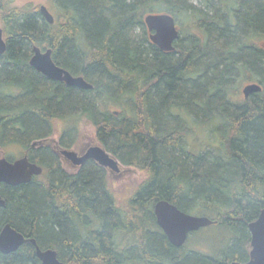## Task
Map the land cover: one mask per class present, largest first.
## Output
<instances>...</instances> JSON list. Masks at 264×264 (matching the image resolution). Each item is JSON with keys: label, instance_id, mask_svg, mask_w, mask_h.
Masks as SVG:
<instances>
[{"label": "trees", "instance_id": "obj_1", "mask_svg": "<svg viewBox=\"0 0 264 264\" xmlns=\"http://www.w3.org/2000/svg\"><path fill=\"white\" fill-rule=\"evenodd\" d=\"M51 1L53 23L39 5L0 0V156L12 158L5 149L16 145L44 168L28 183L0 184V229L10 223L69 264L248 259V223L264 208V0ZM160 12L181 30L172 51L152 43L144 23ZM34 45L92 88L38 72ZM242 82L261 90L237 99ZM58 118L93 126L108 152L145 173L137 188L119 199L94 160L69 174L48 147L32 148ZM189 119L211 125L195 153L185 141ZM159 199L215 220L199 231L217 243L205 251L171 244L155 220ZM0 264L41 262L28 242L0 252Z\"/></svg>", "mask_w": 264, "mask_h": 264}, {"label": "water", "instance_id": "obj_2", "mask_svg": "<svg viewBox=\"0 0 264 264\" xmlns=\"http://www.w3.org/2000/svg\"><path fill=\"white\" fill-rule=\"evenodd\" d=\"M39 11L45 20L53 23L54 16L46 5L40 4ZM146 27L153 31L149 39L162 51L168 52L174 49L173 42L178 37V29L174 17L166 12L148 13L144 16ZM6 49V40L3 37V30L0 26V55ZM33 53L29 64L46 77L63 81L68 86H75L81 89H90L89 83L82 75H73L68 70L57 65L51 57V49L41 50L33 46ZM261 90L257 82H248L241 88L244 98ZM117 113V111H114ZM34 141L32 145L40 143ZM61 153L75 164L82 163L85 159H92L102 166L109 167L112 171H119V162L101 144L90 145L82 155L75 151L63 149ZM42 168L36 163L30 162L26 155L18 157L13 161L6 157H0V182L9 185H18L30 181L32 175H38ZM5 206V200L0 194V207ZM153 212L157 225L163 230L169 242L174 246H181L187 239L190 232L201 227L213 224L215 220L206 215L192 214L179 209L175 204L166 199H159L153 204ZM250 232L249 260L246 262L232 261L230 264H264V208L260 210L255 220L248 223ZM30 241L35 248V255L41 264H69L58 259L54 249H41L34 238H26L24 235L10 225L4 224L0 230V252L9 253L15 251L25 241Z\"/></svg>", "mask_w": 264, "mask_h": 264}, {"label": "rangeland", "instance_id": "obj_3", "mask_svg": "<svg viewBox=\"0 0 264 264\" xmlns=\"http://www.w3.org/2000/svg\"><path fill=\"white\" fill-rule=\"evenodd\" d=\"M13 4L17 6H22L26 4L31 5H40L44 4L47 6L51 13H55V6L53 5L51 0H13ZM244 83H240L238 86L239 94L237 99L242 98V94L240 90ZM190 126V132L186 136V145L191 152H198L202 149L208 142L209 137L207 134H210L208 128L211 125H207L204 127H198L199 125L193 123L191 119L188 120ZM74 125L72 129L71 125ZM213 124V123H212ZM53 134L51 137L58 138L60 133L65 130L66 128L71 127L73 130L72 133L74 135L75 140V149L80 151L84 150L89 145L101 144L95 135V129L91 126L88 122L84 120H69L65 118H58L55 119L53 122ZM202 128V129H201ZM207 133V134H206ZM5 151L9 154H15L16 156L20 155L19 146L12 145L8 146ZM64 166L72 170L73 169L67 164L64 163ZM122 172L118 176H115L113 173H108V183L113 192L122 199L126 194L131 193L137 185L142 181L145 177V173L133 166H124L120 165ZM210 231L202 230L189 233L186 241H185V249H197V250H207V245L209 242H216L218 241V236H213L212 234H208ZM217 240V241H216Z\"/></svg>", "mask_w": 264, "mask_h": 264}, {"label": "flooded vegetation", "instance_id": "obj_4", "mask_svg": "<svg viewBox=\"0 0 264 264\" xmlns=\"http://www.w3.org/2000/svg\"><path fill=\"white\" fill-rule=\"evenodd\" d=\"M176 22V21H175ZM176 26H177V24H176ZM177 29H178V37L180 36V32H181V30H180V27H178L177 26ZM147 30H148V33H149V35L153 32V31H151V30H149L148 28H147ZM177 37V38H178ZM176 40V39H175ZM59 82H63V81H59ZM64 83V82H63ZM74 127H72V129H73ZM71 129V127H69V128H66L65 130H63L61 133H60V135L58 136V138L56 139V138H53V137H51V135L53 134H51V135H49V136H47V137H44L42 140H41V142L40 143H36L35 145H32V143L34 142V141H32L31 142V144H30V146L32 147V148H40V147H48L53 153H54V155H55V158L57 159V162H58V165H59V167L62 169V170H64V171H66L67 173H69V174H73V173H76L77 171H79V169H81L82 168V166L88 161V160H90L89 158L88 159H85L82 163H80V164H75L71 159H68V158H66L62 153H61V151L63 150V149H68V150H72V151H75L76 153H77V155H82L83 153H84V151L90 146H87L86 148H84V150H80V151H78V150H76L75 149V147H76V145H75V140H74V135H73V133L72 132H69V130ZM36 141H38V140H36ZM19 150L21 151L20 152V155L19 156H16L15 154H11L13 157L12 158H10V159H8L7 157V159L8 160H10V161H13L14 159H16V158H18V157H21V156H24V155H26L27 156V158H28V155H27V152H26V150L25 149H23V148H21V147H19ZM110 153V152H109ZM111 154V153H110ZM112 155V154H111ZM113 156V155H112ZM0 157H2V156H0ZM5 157V156H4ZM114 157V156H113ZM116 160H118L116 157H114ZM28 160L30 161V162H33V163H36V162H34V161H31L29 158H28ZM92 160V159H91ZM118 162H119V171L118 172H114V171H112L109 167H107V166H102V165H99L98 163V165L99 166H101L102 168H103V172L101 171V174H104L106 177H108V173H113L115 176H118L119 174H121V172H122V169H121V166L120 165H123L119 160H118ZM64 163H67L72 169H73V171L72 170H69V169H67L65 166H64ZM37 165H39L41 168H42V171H41V173L39 174V175H32V177H31V179H33L34 177H39V176H41L42 175V173H43V171H44V168L42 167V165H40V164H38V163H36ZM124 166H126V165H124ZM30 179V180H31ZM29 182V181H28ZM28 182H26V183H28ZM0 184H6V183H3V182H0ZM21 184H24V183H21ZM21 184H18V185H21ZM6 185H9V184H6ZM18 185H10V186H18ZM107 185H108V187L111 189V187H110V185H109V183H108V179H107ZM138 186V185H137ZM137 188V187H136ZM135 188V189H136ZM4 226V225H3ZM2 226V227H3ZM1 230V229H0ZM249 231V230H248ZM249 234H250V232H249ZM24 235V234H23ZM25 237V236H24ZM29 241L27 240V241H25L24 243H28ZM31 243V242H30ZM250 243V242H249ZM32 244V243H31ZM33 245V244H32ZM250 248H251V246H250ZM47 249V248H46ZM249 252H250V249H249ZM249 252H248V259H246L244 262H246V261H248L249 260ZM232 262V261H231ZM230 264V263H229Z\"/></svg>", "mask_w": 264, "mask_h": 264}, {"label": "bare ground", "instance_id": "obj_5", "mask_svg": "<svg viewBox=\"0 0 264 264\" xmlns=\"http://www.w3.org/2000/svg\"><path fill=\"white\" fill-rule=\"evenodd\" d=\"M39 175V174H38ZM30 242V241H29ZM34 246V245H33Z\"/></svg>", "mask_w": 264, "mask_h": 264}]
</instances>
